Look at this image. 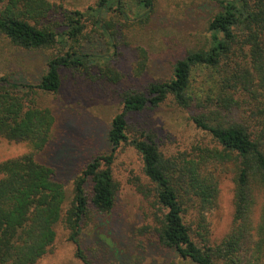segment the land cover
I'll return each mask as SVG.
<instances>
[{
    "label": "trees",
    "instance_id": "obj_1",
    "mask_svg": "<svg viewBox=\"0 0 264 264\" xmlns=\"http://www.w3.org/2000/svg\"><path fill=\"white\" fill-rule=\"evenodd\" d=\"M212 1L219 10L208 21L209 47L193 48L178 59L170 79L123 93L122 110L108 131L112 152L94 157L75 177L65 208L68 195L56 168L35 156L57 139L59 125L40 98L59 92L63 69L94 78L90 64L95 56L85 51L94 34L108 39L115 54L114 25L104 13L113 10L128 19L131 3L142 10L137 17L146 23L154 0H99L86 11L67 10L50 0H0V36L22 48L57 49L38 83L0 77V140L29 148L0 162V264H38L52 251L60 224L81 260L94 264L81 247L83 222L114 208L119 182L112 163L116 149L126 143L142 161L146 181L138 189L152 206L150 227L160 246L188 264H264V0ZM104 56L109 61L111 55ZM139 56L142 69L147 51L140 48ZM101 70L103 78L119 74L109 63ZM169 97L209 135V143L168 154L151 133L129 136L130 114ZM220 175L231 176L235 184L232 225L220 242L201 233L200 243L186 219L196 210L200 227L207 229L203 216L216 204Z\"/></svg>",
    "mask_w": 264,
    "mask_h": 264
},
{
    "label": "rangeland",
    "instance_id": "obj_2",
    "mask_svg": "<svg viewBox=\"0 0 264 264\" xmlns=\"http://www.w3.org/2000/svg\"><path fill=\"white\" fill-rule=\"evenodd\" d=\"M67 10L86 11L97 7L99 0H50ZM129 3V0H124ZM128 19L116 11L104 13L112 21L117 50L109 49L101 34H94L85 51L95 56L91 65L94 78L75 69H63V83L57 93L41 96L45 106L59 119L57 139L35 154L37 160L53 165L56 178L64 182L69 206L73 196L74 179L98 155L112 152L108 131L113 118L122 110L126 90H142L148 84L168 80L173 76L175 62L193 48H208V21L219 10L212 0H154L150 20L141 23L142 12L128 4ZM141 10V11H140ZM88 30L93 26L88 22ZM147 51L148 59L139 68V49ZM57 49H27L0 36V77L9 76L19 83H38L47 71V62ZM110 50V51H109ZM105 54L111 55L106 61ZM105 63L119 74L102 77ZM112 78V79H111ZM202 78L197 77V84ZM129 136L151 133L165 153L193 150L198 144L210 142L209 135L196 127L187 110L169 97L156 107L132 113ZM56 133V131H55ZM29 148L24 142L0 140V162L24 155ZM119 182L116 203L111 212L94 213L83 222L81 247L94 264H188L179 259L173 249L159 245L150 225L152 206L139 192V183L146 177L138 152L130 143L116 149L112 163ZM234 181L220 175V190L216 204L205 212L207 229L200 227L196 210L188 213L193 238L220 242L230 231L234 214ZM145 228H147L145 230ZM200 233V234H199ZM38 264H85L77 255V245L68 239L62 224L57 227L53 249Z\"/></svg>",
    "mask_w": 264,
    "mask_h": 264
}]
</instances>
